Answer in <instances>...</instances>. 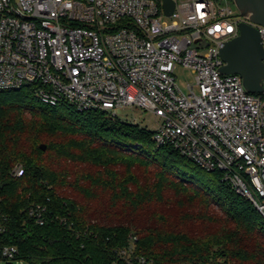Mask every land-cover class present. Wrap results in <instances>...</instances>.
<instances>
[{"label": "built area", "instance_id": "built-area-1", "mask_svg": "<svg viewBox=\"0 0 264 264\" xmlns=\"http://www.w3.org/2000/svg\"><path fill=\"white\" fill-rule=\"evenodd\" d=\"M223 1L226 4H223ZM0 0V90L31 87L44 104L102 110L123 106L155 115L153 140L170 145L207 172L221 170L264 216V99L240 74H223L221 47L255 26L229 0ZM187 68L194 82L177 81ZM18 164L13 175L20 177ZM47 207L30 215L45 222ZM0 199V264L19 260L4 242ZM136 236L119 251L128 264H155L136 253ZM202 264V263H200Z\"/></svg>", "mask_w": 264, "mask_h": 264}, {"label": "trees", "instance_id": "trees-1", "mask_svg": "<svg viewBox=\"0 0 264 264\" xmlns=\"http://www.w3.org/2000/svg\"><path fill=\"white\" fill-rule=\"evenodd\" d=\"M0 199L4 242L31 264H128L119 251L132 236L155 264H264V216L223 171L27 86L0 90ZM37 204L44 223L29 213Z\"/></svg>", "mask_w": 264, "mask_h": 264}, {"label": "water", "instance_id": "water-1", "mask_svg": "<svg viewBox=\"0 0 264 264\" xmlns=\"http://www.w3.org/2000/svg\"><path fill=\"white\" fill-rule=\"evenodd\" d=\"M240 14L253 22L264 25V0H234ZM165 13L171 15L176 7L175 0H163ZM225 64L223 74H240L247 91L264 92V46L259 30L247 23H240V34L226 41L221 47ZM43 149L45 144H41Z\"/></svg>", "mask_w": 264, "mask_h": 264}, {"label": "rangeland", "instance_id": "rangeland-1", "mask_svg": "<svg viewBox=\"0 0 264 264\" xmlns=\"http://www.w3.org/2000/svg\"><path fill=\"white\" fill-rule=\"evenodd\" d=\"M223 4H226L223 1ZM229 5L232 6L234 10H238L237 5L234 0H229ZM195 78L191 71L187 68H179L177 71V81L186 90V84L188 82H194ZM118 117L129 123L137 124L141 127H145L150 130H155L157 124L155 120V115L142 108H131L129 106L120 107L117 110ZM18 163L14 166V168ZM14 170V169H13ZM12 264H31L23 260H15Z\"/></svg>", "mask_w": 264, "mask_h": 264}]
</instances>
